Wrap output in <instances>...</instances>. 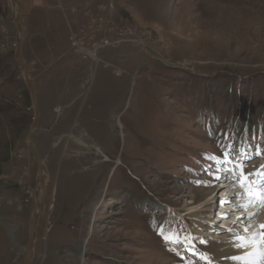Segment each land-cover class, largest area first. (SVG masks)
Returning a JSON list of instances; mask_svg holds the SVG:
<instances>
[{
	"label": "rangeland",
	"instance_id": "rangeland-1",
	"mask_svg": "<svg viewBox=\"0 0 264 264\" xmlns=\"http://www.w3.org/2000/svg\"><path fill=\"white\" fill-rule=\"evenodd\" d=\"M20 2L33 264H208L223 233L264 250V0ZM14 16L0 0V264L27 263L43 195Z\"/></svg>",
	"mask_w": 264,
	"mask_h": 264
},
{
	"label": "bare ground",
	"instance_id": "bare-ground-1",
	"mask_svg": "<svg viewBox=\"0 0 264 264\" xmlns=\"http://www.w3.org/2000/svg\"><path fill=\"white\" fill-rule=\"evenodd\" d=\"M96 48H98L96 46ZM96 50L95 49V52L93 51L92 54H91V57L93 60L96 61L97 57H96ZM254 182V180H253ZM254 187H257L259 188V186L261 187L262 189V186L263 184L262 183H257L255 182L254 183ZM219 187H222L224 191H221L220 193H225L224 195V199L226 200V196H227V192H229V188L231 187V185L228 183L226 185H221ZM264 189V188H263ZM215 190H212V192H214ZM238 192H232L231 194H237ZM243 194L245 195H248V192H244ZM259 201V202H258ZM263 201H264V193L261 197H259L256 202H258L256 205L257 207L259 208L260 213L262 214L261 217H260V221L262 222V225L264 224V207L263 206H259V203L263 204ZM252 204L255 205L254 202H252ZM195 205V203H194ZM207 208V207H206ZM192 209V208H191ZM259 210L256 211V214L259 213ZM237 213H240V212H237ZM249 213H252V212H249ZM204 210H201L199 212H195L194 215H196V218L201 221L203 216L204 215ZM255 214V215H256ZM241 215H244L241 213ZM257 216V215H256ZM242 220V219H241ZM240 222V221H239ZM197 225V228H196V232L198 231H201V229H199V226L200 223H194ZM259 224V223H258ZM203 227V226H202ZM259 229H260V226H259ZM261 232L264 233V228L261 227L260 229ZM252 234L248 235L247 239H249V242L253 240V237L251 236ZM213 237L215 238H219L222 239V242L224 241V243H222L221 245H219L220 247H214L208 254V258L210 260V262L213 264H264V250H257V252H253L254 250H250V248H248V245L246 246L243 238H238L236 241H233L232 238L226 234V233H223L221 234V236H216V235H213ZM252 237V238H251ZM226 240H228L227 242H225ZM205 241V240H204ZM230 255H233V259L228 257ZM208 260V259H207Z\"/></svg>",
	"mask_w": 264,
	"mask_h": 264
},
{
	"label": "water",
	"instance_id": "water-1",
	"mask_svg": "<svg viewBox=\"0 0 264 264\" xmlns=\"http://www.w3.org/2000/svg\"><path fill=\"white\" fill-rule=\"evenodd\" d=\"M10 2L13 5V8L15 10V16H14V21L17 25L18 31H19V35H20V41H19V46L18 49L16 51L15 57L16 60L18 61L20 68L22 70V72L24 73V77H25V81L27 84L28 89L30 90L31 96H32V101H33V106L36 112V116H35V121L33 123L32 129H31V133H30V145L32 147L36 162L38 164V174H39V181H40V185L42 188V199L41 202L37 205V210L33 219V226H32V232H31V241H30V246H29V250H28V260L26 264H33L37 258V251H36V244H37V229H38V225L41 222V217L45 208V199H46V193H47V185L45 182V178H44V168H43V161L37 151V148L35 146V142H34V132L36 131L37 128V124L39 121V109L37 106V102H36V91L35 88L33 86V83L31 82V78L29 76L28 70L24 64V62L21 59V49L23 46V42L25 40V32H26V26L23 20V5L20 2V0H10Z\"/></svg>",
	"mask_w": 264,
	"mask_h": 264
},
{
	"label": "built area",
	"instance_id": "built-area-1",
	"mask_svg": "<svg viewBox=\"0 0 264 264\" xmlns=\"http://www.w3.org/2000/svg\"><path fill=\"white\" fill-rule=\"evenodd\" d=\"M74 42H76L75 45L78 46V48H79L80 50H82L81 47H80L81 44H82V41H78V42H77V41H74ZM75 45H74V46H75ZM83 50H84V49H83ZM83 50H82V52H83V53L85 52L86 55H87L88 57H90V58H92V57H91L92 52H93V51L95 52V49H93V50H88V51L86 50L87 52H86V51H83Z\"/></svg>",
	"mask_w": 264,
	"mask_h": 264
},
{
	"label": "trees",
	"instance_id": "trees-1",
	"mask_svg": "<svg viewBox=\"0 0 264 264\" xmlns=\"http://www.w3.org/2000/svg\"><path fill=\"white\" fill-rule=\"evenodd\" d=\"M250 126H253V125L250 124ZM246 131H247V130H246ZM246 131H243V132H246ZM249 131H250V130H249ZM250 133H251V132H250ZM257 133H258V134H264V130H258L257 128H254V129H253V134H257ZM240 136H241V138L243 139V136H244V135H240ZM245 140H247V139H245Z\"/></svg>",
	"mask_w": 264,
	"mask_h": 264
},
{
	"label": "snow or ice",
	"instance_id": "snow-or-ice-1",
	"mask_svg": "<svg viewBox=\"0 0 264 264\" xmlns=\"http://www.w3.org/2000/svg\"><path fill=\"white\" fill-rule=\"evenodd\" d=\"M261 227L264 228V225H262ZM201 259L207 260V256L206 255H202ZM208 264H211V262L208 261Z\"/></svg>",
	"mask_w": 264,
	"mask_h": 264
},
{
	"label": "crops",
	"instance_id": "crops-1",
	"mask_svg": "<svg viewBox=\"0 0 264 264\" xmlns=\"http://www.w3.org/2000/svg\"><path fill=\"white\" fill-rule=\"evenodd\" d=\"M83 5L85 6V4H83ZM78 6H80V4H79ZM75 7H76V6H72V9H75Z\"/></svg>",
	"mask_w": 264,
	"mask_h": 264
}]
</instances>
